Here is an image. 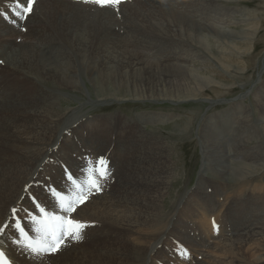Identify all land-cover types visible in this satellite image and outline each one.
Here are the masks:
<instances>
[{"label":"bare ground","instance_id":"bare-ground-1","mask_svg":"<svg viewBox=\"0 0 264 264\" xmlns=\"http://www.w3.org/2000/svg\"><path fill=\"white\" fill-rule=\"evenodd\" d=\"M218 1L126 0L120 5L117 12L112 8H102L92 3H85L83 0H37L33 13L26 20L20 21L12 14L11 10L14 8L12 0H0V61L3 64L0 71H8L11 78L18 79L22 86L26 85L31 88L32 92L29 89V93H31L34 102V106H32V100L27 99L25 101V97L23 98L27 90H13L11 94V88L8 86L7 93V88L4 87L2 91L5 94L0 93V113L2 116L8 114L7 119L11 120V122H3V117L0 116V132L4 135L0 138V145L2 146L0 149V224L10 223L4 235L0 236V249L6 252L14 264L48 263L44 259H34L33 256L18 246L15 229L11 226L14 223L11 221V210L13 208L20 210L17 213V218L20 219L21 225L34 238H38L34 231L36 225L30 221L31 215L35 213L30 195L42 204L50 214H62L57 207V200L53 198L50 192V188H56L58 192L61 191L60 194L64 193L68 196L76 191L70 181L65 179L64 173L60 175L63 178V184L58 183L59 159H64L62 148L69 147L75 140L74 137L67 140L68 135L82 126H89L88 124L92 123V119L87 120L85 118L82 122L81 119L85 113L79 114L77 110L72 112L59 110L57 103L61 101L60 92L76 90V82L84 76L93 79L99 78L98 84L101 82V87L108 88L107 82L111 75H134L146 70L149 72L151 68L160 76H166L163 79L166 84L174 82V78L171 76L198 77L199 75L196 73L190 72L197 69H192L187 64L191 56L199 49L211 56L210 58L217 59L212 51L207 49L206 42L209 36L221 40L224 45L230 38L237 35L241 38L247 37L244 32L237 34L235 30L227 29V27L222 28L224 16L229 15L233 20V15H231L233 11H225L226 9L222 8ZM2 4H6L7 10L2 9ZM248 37L250 38V36ZM95 38H98L97 41L99 42L100 40L103 41L104 44L97 58H93V54L88 48ZM165 39L167 40L166 43L163 42ZM129 43L131 48L128 47ZM156 57H159L158 62L160 63L155 62ZM96 66L104 70L103 74L95 71ZM160 66L166 67V69H162ZM109 69L114 72H109ZM116 69L118 70L117 73ZM153 74L155 75V73ZM192 79L194 78L192 77ZM109 96H111V100H118L113 94ZM240 98L238 97V99ZM254 101L260 112L256 122L257 124L261 123L262 129H264V96L255 94ZM25 103L30 105L29 108H23ZM25 114L38 116L40 122L29 127L27 125L21 126L18 122ZM162 117L164 116L152 112L137 114L132 123L139 130V127H143L144 123L163 121V119L161 120ZM240 121L243 128L238 127L235 129L234 134L236 135H227L223 138L225 142L223 153L225 152L228 162L243 154L239 146H243L246 142L243 139V131L246 130L245 127L249 128L248 126L251 124L247 120L245 123L242 119ZM125 124L128 123L125 122ZM105 127L107 131H110L109 127L106 125ZM114 127L117 129V125ZM117 130H122V127ZM135 133L137 132L135 131ZM136 138L132 141L125 136L117 138L115 148L113 147L112 150L116 152L117 149L119 153L127 155H122L127 162L130 161L127 172L136 176L142 175L143 180H145L144 187L134 185V189H127L125 195L121 191L118 197L107 201L101 199L102 197L99 195L96 197L98 201H94L95 199L90 196L88 202L77 207L76 212L72 215L75 219L89 225L84 230L82 241L88 242L90 237L101 233L100 228H94L96 224L103 226V228L113 225L119 232H123L119 240L130 243L133 248L132 256L128 257L129 259L124 264H146L149 259L150 264H154L155 254L160 249L158 244L163 242V235H167L171 231L168 225L172 223L173 226L175 220L173 214L170 218L168 216L167 218L162 217L163 205H159V197L162 196L163 199L164 195L162 185L168 182L169 174L166 165L163 167L160 165H148V167L143 165L146 160L149 161V159L156 157L158 153L152 148V143L148 142L151 138L147 133L136 135ZM199 140L202 143L204 157L206 150L215 149L217 146L214 144L209 148L208 146L204 147L207 142L212 141L209 135L208 138L200 135ZM219 149H215L212 152L213 155L220 152ZM221 154L222 151L219 155ZM128 157L129 160H127ZM125 160L122 162L124 165ZM227 160L223 166L214 168L215 171L225 174L233 173V182L244 179L241 177L242 171L240 172L233 165L230 167ZM212 162L211 159L204 158L202 163L204 169L201 170V174H204L205 169L213 165ZM71 173L78 179L72 168ZM85 176L86 174H83V178H80V181L78 179V184L84 182ZM220 177L222 178V176ZM255 197L251 199L250 196L248 198L247 207L245 206L246 203H241L242 200L239 203L237 201L230 203L228 209H232L226 211L222 216V226L220 224L218 235L215 236L216 239H220V242L217 241L216 245L213 240L212 243L208 242L205 245L209 249L217 248L225 254L232 252V255H227L230 264H236L244 259L246 254L243 255L244 248L247 245L262 246L264 196ZM157 200L158 203H155ZM250 206L253 207L252 211L256 212L253 216H251ZM208 207V204L204 205V210L207 213L209 212ZM96 212H99L97 218L94 215ZM209 220L211 222V218ZM228 226L231 228L229 229ZM174 232L179 233V230ZM118 243L111 251L116 255L124 256L125 244L123 242ZM198 245L199 243H195L194 247L196 248ZM71 246L73 247V244ZM79 246L81 247V245ZM108 247L109 245L106 243H101L96 251L100 255L99 258L97 257V262L102 260L101 255L109 250ZM63 250L64 248L58 254ZM74 253L73 256H76ZM207 254L203 256L204 262H207ZM95 255L93 254V256ZM55 256L46 255L45 258L52 259ZM214 256L216 257V255ZM74 258L72 259L76 260V257ZM210 260L212 259L209 258L208 261ZM260 260L264 262L263 258ZM219 262L224 263L223 261Z\"/></svg>","mask_w":264,"mask_h":264},{"label":"rangeland","instance_id":"rangeland-1","mask_svg":"<svg viewBox=\"0 0 264 264\" xmlns=\"http://www.w3.org/2000/svg\"><path fill=\"white\" fill-rule=\"evenodd\" d=\"M218 3L226 9L225 11H233L231 14L233 20L229 15L224 16V21L221 24L222 28L227 27V29L235 30L237 34L244 32L247 37L241 38L237 35L230 38L224 45L221 40L209 36L206 42L207 49L212 51L217 59L210 58L211 56L206 55L199 49L191 56L187 64L192 69H197L190 72L196 73L199 75L198 77L171 76V78H174V82L166 84L163 82L166 76H160L151 68L152 72L146 70L137 72L138 74L134 75H111L107 82L108 88H103L101 82L98 84L99 78L93 79L84 76L76 82V90L60 92L61 101L57 103V108L61 111L72 112L77 110L79 114L85 113L81 119L82 122L85 118L87 120L92 119V123L88 124L89 126L85 125V127L78 128L66 138L68 140L74 137L75 140L72 141L69 147L62 148L64 159H59L58 183L63 184V178L60 175L64 173L62 170L64 166L70 172L72 168L73 173L80 181V178H83L82 175L86 174L87 168L93 167L97 159L104 158L108 160L107 165L108 168L110 167L111 174L104 184L103 190L90 195L95 199L94 201H98L96 198L98 195L104 201L113 200L118 197L121 191L125 195L127 189H134V185L144 187L145 180H143L142 175L136 176L127 172L130 161L127 162L122 157L123 153H119L117 149L115 152L112 148L116 145L117 138L125 136L132 141L134 138L137 139L136 135L143 133L150 136L151 139L148 142L152 143V148L158 154L149 161L146 160L143 165L147 167L148 165L167 166L168 182L162 185L164 195L163 199L162 196L159 197V205H163L162 217L167 218L168 216L170 218L172 214L175 217L173 226L172 223L168 225L171 231L167 235H163V242L158 244L160 249L155 254L154 264H222L219 261L227 264V255L232 252L225 254L217 248L213 250L205 247V245L208 242L212 243L213 240L216 245L217 241L220 242V239H216L215 236L218 235L220 224L222 226V216L226 211L232 209H228L230 203L236 201L239 203L242 200L241 203H246L245 206L247 207V200L250 196L251 199L255 196H264V129H262L261 123L257 124L256 122L260 112L254 101L255 94L264 96V0H219ZM5 6L6 4L1 5L3 10H7ZM98 37L100 38V36ZM94 40L88 48L90 53L93 54V58H97L104 44L101 40L100 42L97 41L98 38ZM163 42L166 43L167 40L165 39ZM130 45L129 43V48L132 47ZM194 56L195 58H193ZM158 58L156 57V63H160ZM2 66L3 64L0 61V68ZM160 68L166 69L163 66H160ZM95 71L103 74L104 70L96 66ZM117 71L116 69V73ZM109 72L114 71L110 70ZM0 76L1 94L4 93L2 91L3 87L7 88L6 93L10 87L11 94L13 90H27L23 98L25 97V101L29 99L33 102L31 93H29V89L32 92L31 88L26 85L22 86L18 79L11 78L10 73L6 70L4 72L0 71ZM15 94L17 95L16 92ZM110 94H113L118 100H111ZM243 94L245 95L241 96ZM13 97L15 98V96ZM238 97L241 98L238 99ZM134 98L136 99L133 100ZM29 106L25 103L23 108H29ZM32 106H34V102ZM148 112L163 115L164 117L161 118L163 121L144 123L143 127H139V131L132 121H134L137 114ZM0 116H2L1 113ZM4 116H2L3 122H11V120H8L9 118L7 119L8 114ZM37 117L33 114H25L20 118L18 124L29 127L40 122ZM241 119L244 120V123L247 120L251 124L248 126L249 128L245 127L246 130L243 131V139L246 142L243 146H239L243 154L232 158L228 162L225 152L223 153L225 149H223L225 144L223 138L227 135H233L236 128H243V124L240 123ZM123 121L128 124L123 123ZM105 125L110 128V131H107ZM114 125H117V129L122 127V130L118 131ZM200 135L206 138H208V135L211 136L212 141L207 142L204 147L208 146L209 148L216 144L215 149L220 148V152L213 155L212 152L215 149L210 150L209 148L206 150L204 157L202 143L199 140ZM1 137H4V135L0 132ZM216 139L219 141L214 143L217 141ZM221 151L222 154L219 155ZM206 157L213 161V165L206 168L205 173L201 174V170L204 169L202 163ZM129 159L128 157L127 160ZM224 159L227 160L230 167L233 165L234 168L239 169L240 172L242 171L241 177L244 179L233 182V173H217L215 169L225 164ZM123 160H125V165L122 164ZM101 194L104 195L100 196ZM87 202L88 200L84 204ZM155 203H158V200ZM205 204L209 205L208 213L204 210ZM250 208L251 216H253L256 212L252 211L253 207L250 206ZM94 215L97 218L99 212ZM211 217H213V223L216 224L217 228L212 226ZM206 223L210 225L208 226ZM106 227L103 228V226L96 224L94 228H100L101 233L90 237V241L85 242L83 240L84 243L82 240L77 242L67 241L64 250L59 254H54L57 257L55 256L52 259L44 257V261L48 264H58V262H60L59 264H92L94 261L93 264L101 262L105 264H124L132 256V245L119 240L123 232H119L115 226L109 225ZM102 229L103 231H101ZM175 230H179V233H175ZM263 236L264 233L261 239L262 246L247 245L244 248L243 255L246 253L244 259L236 264H264L260 260V258L264 259ZM221 241H224V239H221ZM118 242L125 244L124 256L116 255L111 251L113 247L119 244ZM69 243L76 247L73 248ZM101 243L109 245V250H106L101 255L102 258L100 257L102 260L97 262L100 255L96 251ZM195 243H199L200 246L198 245L195 248ZM220 244L222 245V243ZM71 251L75 252L74 255L76 256H73ZM184 251L187 252V256L182 255ZM93 254L96 255L93 256ZM205 254L208 256L206 257L207 262L203 261ZM74 257H76V260H74ZM209 258L212 260L208 261ZM146 264H150V259ZM228 264H230L229 261Z\"/></svg>","mask_w":264,"mask_h":264},{"label":"snow or ice","instance_id":"snow-or-ice-1","mask_svg":"<svg viewBox=\"0 0 264 264\" xmlns=\"http://www.w3.org/2000/svg\"><path fill=\"white\" fill-rule=\"evenodd\" d=\"M36 2L37 0H12L14 4V8L11 10L13 16L20 21L26 20L33 13ZM84 2L102 8H112L118 12L124 0H84ZM94 163L95 168L90 167L91 175L89 179L76 184V191L71 196L60 193L55 194L57 207L62 214L52 215L38 202L34 201L40 218L38 219L36 215H33L31 219L37 224L34 231L37 233L38 238L30 237V234L22 228L21 221L17 218V213L20 210L17 208L11 210V221H14L11 226L18 233L16 243L24 252L33 256L34 259L42 260L46 255H54L60 252L67 246V241L77 242L83 239L84 230L89 225L75 219L72 214L76 212L79 205L84 204L89 199L91 194L103 190L104 184L111 174L104 158H99ZM9 226V222L0 224V236L4 235ZM182 255L187 256V252H182ZM0 264H14V261L5 251L0 250Z\"/></svg>","mask_w":264,"mask_h":264}]
</instances>
